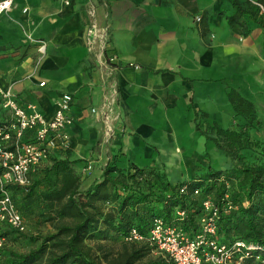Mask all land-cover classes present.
Instances as JSON below:
<instances>
[{"label":"crops","instance_id":"crops-1","mask_svg":"<svg viewBox=\"0 0 264 264\" xmlns=\"http://www.w3.org/2000/svg\"><path fill=\"white\" fill-rule=\"evenodd\" d=\"M233 13L230 0H13L0 14V91L45 120L57 108L51 97L72 96L67 157L82 188L107 165L155 168L172 183L231 168L195 130V114L264 141V30L247 15L230 26ZM231 88L254 104V136Z\"/></svg>","mask_w":264,"mask_h":264},{"label":"trees","instance_id":"trees-1","mask_svg":"<svg viewBox=\"0 0 264 264\" xmlns=\"http://www.w3.org/2000/svg\"><path fill=\"white\" fill-rule=\"evenodd\" d=\"M245 1L246 4L230 0L234 13L226 16L227 23L232 26L247 15L264 30L257 8ZM227 98L235 113L251 126L256 116L254 104L233 88ZM5 113L0 102V120ZM198 117L195 114V130L231 157L235 161L233 167L208 166L191 180L172 183L155 168L144 169L133 163L127 169L107 165L100 180L82 188L81 178L73 168L77 161L68 159V151L64 153L56 148L31 173L27 187H11L25 229L11 233L9 246L0 250V264H40L39 258L45 254L42 264H103L93 256L92 246L86 240L110 232L125 247L117 264H132L143 256V251L152 252L147 237L156 218L178 222L191 234L198 232L204 214L201 203L205 198L211 199L217 209L216 240L225 243L242 240L257 246L244 264H264V141L251 140L243 129H225L216 122L200 123ZM245 150L243 155L241 152ZM35 202L43 206L42 215L55 222L56 231L43 237L37 248L14 252L27 228L25 215ZM179 210L184 212L182 219L176 214ZM132 229L142 236L140 241L124 239ZM7 253L8 258L4 257ZM105 263L114 264L109 260ZM147 264L173 263L155 255Z\"/></svg>","mask_w":264,"mask_h":264},{"label":"built area","instance_id":"built-area-1","mask_svg":"<svg viewBox=\"0 0 264 264\" xmlns=\"http://www.w3.org/2000/svg\"><path fill=\"white\" fill-rule=\"evenodd\" d=\"M264 16V5L259 0H248ZM69 4L71 0H64ZM13 7V0H0V14ZM195 20H200L196 16ZM88 40L95 37V29H89ZM44 43L39 46L43 52ZM41 85L44 83L41 82ZM72 96L62 94L51 97L57 104L53 116L45 120L30 104H24L16 94L0 91V102L6 111L0 120V250L9 246L12 232H23L24 220L13 198V186L27 187L36 167H38L56 148L66 153L69 149L68 134L65 128L72 122L70 115ZM92 112L95 109L92 108ZM58 138V142L53 139ZM91 169L92 163L86 166ZM181 192L184 188H181ZM200 191L195 190V194ZM204 214L200 218V229L189 233L178 222L156 218L149 230L148 244L155 255L162 256L173 264H244L251 251L257 246L248 245L242 240L229 243L216 240L215 218L217 209L209 198L203 199ZM178 218L184 217L183 211L176 212ZM126 240L140 241L142 236L132 229Z\"/></svg>","mask_w":264,"mask_h":264},{"label":"rangeland","instance_id":"rangeland-1","mask_svg":"<svg viewBox=\"0 0 264 264\" xmlns=\"http://www.w3.org/2000/svg\"><path fill=\"white\" fill-rule=\"evenodd\" d=\"M242 3L246 4L245 0H240ZM256 118V117H255ZM255 121V119H254ZM203 123V122H202ZM223 126L228 125V122H218ZM262 122H252L249 134L254 136V131L261 129ZM256 128V129H255ZM43 206L38 202H35L30 207V212H27L25 215L27 228L22 235L21 243L16 246V250L14 252L17 253H25L33 248H37L41 245L42 239L45 236H48L56 231L55 229V222L51 220H47V217L42 215ZM86 243L92 246L93 249V256L100 258V260L105 263V260L113 261L114 264H117V260L120 258V254L124 252V245L116 236L110 232L107 236H100L97 239L86 240ZM136 248L139 245L135 246ZM127 248H130L129 245ZM12 253V252H11ZM5 255V254H4ZM10 254H6L4 257H9ZM45 256L39 258V263L42 264L45 260ZM153 254L151 251L146 253L143 251V256L137 260H134L132 264H147L151 259H153Z\"/></svg>","mask_w":264,"mask_h":264}]
</instances>
